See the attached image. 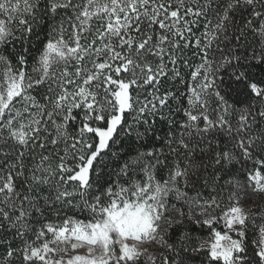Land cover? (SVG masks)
<instances>
[{
    "label": "snow or ice",
    "instance_id": "6c2138e0",
    "mask_svg": "<svg viewBox=\"0 0 264 264\" xmlns=\"http://www.w3.org/2000/svg\"><path fill=\"white\" fill-rule=\"evenodd\" d=\"M0 264H264V0H0Z\"/></svg>",
    "mask_w": 264,
    "mask_h": 264
}]
</instances>
